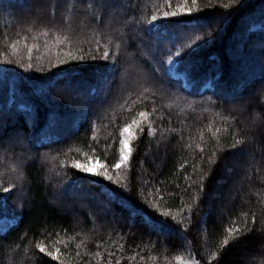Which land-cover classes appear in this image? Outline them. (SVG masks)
<instances>
[{
  "label": "trees",
  "instance_id": "1",
  "mask_svg": "<svg viewBox=\"0 0 264 264\" xmlns=\"http://www.w3.org/2000/svg\"><path fill=\"white\" fill-rule=\"evenodd\" d=\"M45 1L0 0L7 58L13 41L26 57L24 37L32 43L52 29L33 52L44 71L0 65V189L11 186L0 190V264H59L37 242L59 247L73 264H178L177 256L264 264V0H197L194 15L160 21L155 31H146L150 18L168 10L167 0H108L104 9L94 0H51L39 17ZM56 35L98 58L50 67L56 49L70 47L55 45ZM197 35L206 42L153 77ZM105 47L108 61L99 58ZM140 111L156 133L137 132L130 167L121 169L127 188L70 167L93 155L114 163L120 128ZM245 214L251 231L221 248L226 228L243 225Z\"/></svg>",
  "mask_w": 264,
  "mask_h": 264
},
{
  "label": "snow or ice",
  "instance_id": "2",
  "mask_svg": "<svg viewBox=\"0 0 264 264\" xmlns=\"http://www.w3.org/2000/svg\"><path fill=\"white\" fill-rule=\"evenodd\" d=\"M94 3L98 5L100 9H104L108 7V0H94ZM168 3V10L162 11L160 14H153L150 18L149 27L146 31H155L157 29L158 23L163 20H168L169 18H174L178 16H192L194 15V11L196 10L197 6V0H191V4L187 2V0H184L183 3H178L174 8L171 7V0H167ZM233 4L240 3V0H232ZM88 7H91L89 5ZM224 8H229V4H224ZM217 23H221V21H217ZM29 31H32L31 28H29ZM52 29L45 28L42 31L37 32V34L33 35L31 37L32 43H28V37L25 36L24 40V49L26 50V57L20 56V48L19 40L13 41V43L10 45V50L12 53V56L14 58L9 59L6 57L5 54L0 53V65L5 66H12L15 65L18 67V69L23 70L25 74H30L33 70L36 71H44L43 68V56H37L35 57V61L33 58V52L39 51L40 45L36 43V40L39 35H43L44 37H48ZM211 36V33L208 34ZM206 40L203 36L197 35L194 40H191V43H187L183 45L184 49H187V52L181 51L180 49H177L175 53H169L167 56V67L166 68H157L153 71L152 75L154 78H159V73H163L164 76H167L168 72H171L174 70V66L178 65L182 58L188 54V52L193 51L196 47L202 45L205 43ZM69 44L70 47L67 50H64L62 48H57L55 51L54 60L49 59L48 63L50 67H58L59 65H63L68 63L69 61H84L86 58L90 57L91 59L95 60L98 57L96 55H93L91 52L85 53L83 52L82 48L78 46H74L72 40L67 35H56L54 44L55 45H63V44ZM172 46L175 47V43H172ZM44 49L51 53L53 45L49 43L48 40H45ZM73 47H75V50H73ZM120 45L117 44V49H119ZM96 51H100V45L99 43L96 44ZM111 55L110 51L107 47H105L103 51V55L99 57L100 59H103L105 61H108L109 56ZM262 68H264V65H262ZM5 71H7V67L5 68ZM108 81L106 79H101L99 82V86H103L107 84ZM51 86V85H50ZM147 92V89L144 90ZM138 99H141V101L147 100V96L138 97ZM145 126L147 127V131L150 135L154 136L156 133V128L153 126L151 120H150V113L147 111H140L137 113L136 116H133L131 118L130 123H125L121 128L119 132V158L112 164L106 163L104 160L100 159L98 156H89L84 161L80 160H72L70 167L78 170L79 172H83L86 175L89 176H97L101 177L104 180H107L117 186H122L124 188H127V183H124L126 180V177L121 172V169H127L130 167V161L131 157L134 151L133 144L134 141L138 139L137 132L143 133L145 130ZM220 129H216V132L213 133V135H216ZM2 135V133H0ZM21 136L20 133H16V138L19 139ZM93 139H95V136H93ZM242 141L237 140L235 144H233L231 147L235 148L238 145H240ZM198 148H200V151H203V148L198 144ZM93 151H95L93 149ZM216 156V152L214 151L212 153V156L208 157V162L210 164H215L216 160L213 159V157ZM187 163V162H185ZM185 164H181L180 168H184ZM201 171H203L201 169ZM207 175V173L204 174V176L201 177V185L200 189L203 190V180L204 177ZM71 179V178H70ZM187 179V177H186ZM3 192H9L11 190V186L9 187H3ZM195 198V197H194ZM189 211L191 212L192 205H188ZM165 217L172 216L171 211H165L163 213ZM173 220L176 219L175 216H172ZM190 222V221H189ZM256 222V216L253 215L252 217V223L255 225ZM181 223H184L183 220H181ZM163 228V225H161ZM247 229L248 231H251V229L248 228L247 224V214H245V222L243 225H234L232 227L226 228V232L228 233L227 236L224 237L222 244L220 245L221 248H225L229 245L230 241L239 239V234ZM81 245L77 244V248L79 249ZM35 248L38 250L39 254H45L46 256L50 257L52 260L59 261V264H73V261L68 259V256L70 254H64L65 258L61 259V250L59 247L53 249H49L46 243L37 242L35 244ZM96 256H100V253H95ZM112 256V253H109V257ZM81 257V253L79 251L76 252L75 259H79ZM142 259V258H141ZM211 260V257H209ZM176 261L178 264H199L198 260L192 259V258H184L181 256L176 257ZM108 264H112L111 258L108 260ZM115 264H120V260L117 259L115 261Z\"/></svg>",
  "mask_w": 264,
  "mask_h": 264
},
{
  "label": "rangeland",
  "instance_id": "3",
  "mask_svg": "<svg viewBox=\"0 0 264 264\" xmlns=\"http://www.w3.org/2000/svg\"><path fill=\"white\" fill-rule=\"evenodd\" d=\"M51 0H46L45 1V3L41 6V10H39V9H37L36 10V14H37V16H39V17H41L42 15H41V11H43L44 13H45V5H46V3H49ZM62 88H64L65 90H67L68 89V83L66 82L63 86H62ZM238 168L240 169L241 168V166H238ZM58 197L59 196H57V199H58ZM81 207H83V205L81 204ZM64 208H68V206L65 204L64 205ZM83 208H86V207H83Z\"/></svg>",
  "mask_w": 264,
  "mask_h": 264
}]
</instances>
